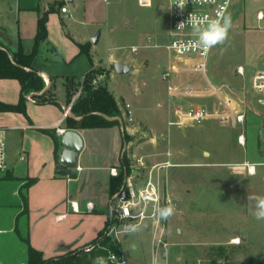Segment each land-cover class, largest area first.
I'll list each match as a JSON object with an SVG mask.
<instances>
[{
    "label": "crops",
    "instance_id": "0c3cea01",
    "mask_svg": "<svg viewBox=\"0 0 264 264\" xmlns=\"http://www.w3.org/2000/svg\"><path fill=\"white\" fill-rule=\"evenodd\" d=\"M83 1L84 8L78 13ZM49 2L51 0H0V45L12 52L21 45L25 52H31L38 29L39 10H47ZM63 5H67L68 12L63 13L61 8L50 12L48 36L41 42L33 61V66L47 86L53 77L54 92L61 104L38 103L29 95L26 114L15 110H0V133L6 138L9 151V169L6 174L0 175V264H28L29 245L40 250L44 257H53L82 248L96 239L105 227L112 207V168L119 170L124 150L133 165L137 166V157H133L131 145L136 132L142 129L141 124H147L148 121L156 134V138L148 142L151 141L149 144L157 148L155 146L161 142L160 138L168 135L164 125H168L170 109L176 104L175 101H169L165 87L157 95V106L147 108L153 109L150 110L152 114L147 116L133 100L128 99V94H117L109 88L118 100L122 114L127 111L126 103L131 105L134 120L129 123L125 120L129 142L123 145L120 125L74 129L83 140L76 172L70 174V168H60L62 134L68 129L64 116L67 98L65 77L81 79L96 65L113 64L108 77L109 84L118 73L115 63L122 60L131 67L128 74L133 80L132 91L137 96L145 93L140 83L142 66L138 57L131 56V53H127V58L116 57L117 46L108 47L109 53L105 59L96 57L97 45L104 32L98 10L102 2L74 0L68 3L64 0ZM226 16H231L233 27L242 37L243 56L249 66L240 65L252 72L264 68L261 64L264 56V0H233L232 9H229ZM93 28H100L97 43L92 42ZM88 41L92 42L90 51L93 66L89 57L80 52L78 45ZM60 84L63 86L62 95L57 92ZM20 93L21 84L17 78H0V102L17 104ZM159 128L162 130L158 132ZM168 139L170 142L169 135ZM168 147L169 144L166 150L160 151L161 155H168L161 161L168 158L171 160ZM138 157L144 158L141 155ZM139 173L137 168H133L131 175ZM142 224L146 227L139 232V236H144L146 247L140 239L135 243L137 251L148 256L147 261L144 260L145 264H153L154 257L157 264H177L182 260L196 258L198 247L187 241L180 244L178 237L164 255H159L160 250L153 252L149 223ZM171 228L168 225V235L174 238ZM122 233L118 234L117 239L121 244L122 256L129 264L131 259L127 256ZM177 234L182 237L185 232L178 229ZM134 260H137L136 255Z\"/></svg>",
    "mask_w": 264,
    "mask_h": 264
},
{
    "label": "rangeland",
    "instance_id": "374dc122",
    "mask_svg": "<svg viewBox=\"0 0 264 264\" xmlns=\"http://www.w3.org/2000/svg\"><path fill=\"white\" fill-rule=\"evenodd\" d=\"M58 1L64 0H51L49 6ZM100 1L102 6L98 10L104 32L97 45L96 57L105 59L110 46H117L116 57L127 58V53L138 57L142 66L140 83L145 93L137 96L132 91L133 80L130 79V73H116L108 84L113 64L94 67L109 71L108 75H96L97 83H107L117 94H128V99L133 100L141 112L149 116L153 109L147 108L157 106V95L166 87L162 72L168 57L164 45L169 38L170 0H153L151 5L141 0ZM232 6L233 2L230 10ZM83 8L84 1L79 5L78 13ZM99 31L100 28H93L94 36ZM88 43L92 46L91 41ZM154 43L160 45L155 46ZM241 43L242 37L232 24L227 40L212 49L209 75L216 84L225 83L240 93L245 90L247 113L244 124H233L216 117L185 126H168L166 123L164 129L170 142L166 135V138H160L161 142L154 148L149 144L151 141H148L156 138V134L148 121L147 124H141L142 129L136 132L131 145L135 155L133 157L144 156L148 166L156 162L160 164L154 169V173L160 178L161 191L163 195L169 191L176 199L177 209L174 215L164 220L161 228L167 247L158 241L161 230L148 222L153 252L160 250L159 255H164L176 237L180 239V244L187 241L198 247L196 258L182 260L177 264H264V221L254 218V202L247 198L249 194L264 196V103L258 101L251 89L252 76L256 70L252 72L247 69L245 75L236 73L238 65L249 66L248 60L243 56ZM133 44L138 46L137 51L131 50ZM261 64L264 66V56ZM173 80L192 82L196 88H207L204 79L196 73L175 75ZM79 90H82V85L73 98ZM57 92L58 95L63 94L61 84ZM215 99L187 97L183 104L189 106L191 101L210 105ZM122 115L124 121L129 123L127 111ZM160 130L162 129H157L158 132ZM242 132L246 135L245 145L238 141ZM168 144L171 160L168 158L166 161L170 160L171 164L161 161L168 157L167 154H160ZM129 159L131 167L140 171L132 177L137 187L140 179L148 173V168L134 166L130 157ZM250 164L256 165L255 175L248 172ZM168 225L172 227L174 238L168 235ZM178 229H182L185 235L179 237ZM143 237L139 233L121 234L127 256L131 259L129 264H145L147 261L146 253L130 248L136 246L135 242L139 239L146 247ZM135 255L137 260H134Z\"/></svg>",
    "mask_w": 264,
    "mask_h": 264
},
{
    "label": "built area",
    "instance_id": "2783aa9c",
    "mask_svg": "<svg viewBox=\"0 0 264 264\" xmlns=\"http://www.w3.org/2000/svg\"><path fill=\"white\" fill-rule=\"evenodd\" d=\"M148 5L152 4L153 0H141ZM233 0H215V2H198L194 3L193 0H187V3L183 9H180L176 5V0H170V19H169V38L164 45L168 51V63L162 72V78L166 82L167 96L170 102L175 101L176 104L170 109L168 125L185 126L188 124L200 123L211 117H216L219 120H229L233 124H244L247 113V101L246 92L242 90L241 93L236 91L232 87L225 83L216 84L212 81L209 75V67L211 60L212 49L205 52L202 48H193L190 42H195L197 39L196 34L192 28L185 26L178 28V25L182 21H186L190 14L196 16H207L210 19H217V13L223 12V15H227ZM61 11L68 12L67 5L61 7ZM148 40H150L148 38ZM149 44V43H148ZM155 46L160 44L154 43ZM138 46L132 45L131 50L137 51ZM244 65H238L236 73L239 75H245ZM196 73L201 75L204 79L207 88H196L192 82H180L174 81L175 75ZM103 76V74H98ZM94 84H97V78L93 80ZM251 89L255 92V96L258 101L264 103V68L259 69L253 74L251 80ZM81 93L79 90L76 96L72 99L71 103L64 106V116L68 115L73 101ZM211 97L216 98L210 105L197 104L189 102V106H185L183 102L187 97ZM30 98H33L30 96ZM34 99V98H33ZM127 119L129 122L134 120L133 111L131 105L126 103ZM240 144H246L245 132H242L238 136ZM0 146L3 151H0V175L6 174L9 169V151L6 138L0 133ZM168 154L171 153L168 151ZM137 167L148 168L146 176L139 181L136 187L132 181V177L128 176L121 186L120 190L114 195V203L111 209L115 211V217L117 221L110 227L108 234L117 238L118 234L123 231L121 226L128 223H143L151 222L155 225L156 229H160L159 242L165 247L168 245L163 240V221H157L153 216V206L158 204L159 206H166L171 204L176 208V199L167 191L164 195L160 187V178L154 173V169L160 164H154L148 166L146 161L142 157L136 158ZM168 164L170 160L166 161ZM113 175H117L119 170L112 168ZM150 195L153 197V201L148 204H144L141 201L143 197ZM127 208V212H125ZM101 246L99 242H90L84 246V249L88 248L90 251L96 247ZM89 251V252H90ZM114 256L115 260L111 257ZM108 258L114 264H128V260L122 255L119 256L114 252H110Z\"/></svg>",
    "mask_w": 264,
    "mask_h": 264
},
{
    "label": "trees",
    "instance_id": "16d2710c",
    "mask_svg": "<svg viewBox=\"0 0 264 264\" xmlns=\"http://www.w3.org/2000/svg\"><path fill=\"white\" fill-rule=\"evenodd\" d=\"M63 4L64 1H58L52 3L45 11L39 10L38 29L31 52H25L21 45L13 52L9 48L0 45V78H17L21 84L18 103L6 104L0 102V110H15L26 114V101L29 95L38 103L61 104L54 92L55 82L53 77L47 86L44 78L33 66V61L39 52L41 42L48 36L47 22L50 12L56 11L58 7L61 8ZM78 45L80 52L85 53L89 57L91 66H93L90 51L91 45L88 42L79 43ZM101 73L108 75L109 71L92 67L81 79H76L74 76L65 77L67 91L65 106L71 102L73 95L79 86L82 85L81 93L73 101L70 108L76 117L68 114L65 118V125L68 129L120 125L122 127L123 145H125L129 142L130 135L126 131V124L118 100L109 89L107 83H93L96 75ZM49 132L52 133V131ZM132 172L133 167H131L129 156L126 150H124L120 159L119 172L112 177L110 183L111 204L114 203V195L120 190L126 178ZM115 221H117L115 211L111 209L105 227L101 230L99 236L91 241L99 242L101 246L96 247L90 252H85L83 246L82 248L58 256L44 257L40 250L29 245L28 264H93V260L98 256L104 257L107 264H114L108 258L109 253L114 252L119 256L122 255L119 240L108 234L110 227Z\"/></svg>",
    "mask_w": 264,
    "mask_h": 264
},
{
    "label": "clouds",
    "instance_id": "9594fccd",
    "mask_svg": "<svg viewBox=\"0 0 264 264\" xmlns=\"http://www.w3.org/2000/svg\"><path fill=\"white\" fill-rule=\"evenodd\" d=\"M194 3L198 2H209V0H193ZM211 2H215V0H211ZM187 3V0H176V5L179 6L180 9H183ZM217 19H210L207 16H196L194 14H190L189 18L186 21H182L178 28H183L185 26H189L192 28L193 32L196 34L197 39L195 42H190L193 48H202L205 52H207L212 47L223 44L229 34V30L232 26V21L230 16L223 15V12L217 13ZM0 151H3L2 146H0ZM2 159V158H0ZM256 165L250 164L248 165V172L251 175H255ZM248 200L254 202V211L253 216L257 221H264V196L262 195H248ZM153 201V197L150 195H146L143 197L141 201L144 204H148ZM111 211V209H110ZM125 212H127V208H125ZM175 208L173 205L168 204L166 206H159L158 204H154L153 206V216L159 222L161 220H168L170 217L174 215ZM146 225L137 222V223H129L123 226V232L128 235H135L145 228ZM132 250H136V246H132ZM85 252H89L90 249H84ZM115 260V257H111ZM93 264H107L106 260L102 256H98L93 260ZM153 264H157L156 257L153 258Z\"/></svg>",
    "mask_w": 264,
    "mask_h": 264
},
{
    "label": "water",
    "instance_id": "95a60500",
    "mask_svg": "<svg viewBox=\"0 0 264 264\" xmlns=\"http://www.w3.org/2000/svg\"><path fill=\"white\" fill-rule=\"evenodd\" d=\"M68 3H73L74 0H66ZM101 32L92 38L93 43H97L100 38ZM115 67L118 73L125 74L131 70V67L119 60L115 63ZM30 98V97H29ZM68 114L72 117H76L75 113L69 110ZM108 117V116H107ZM120 118V117H117ZM62 147L63 154L61 158L60 168H70L69 173L74 174L76 172L78 154L83 147V140L80 134L74 129H66L62 134ZM245 239V236H243Z\"/></svg>",
    "mask_w": 264,
    "mask_h": 264
}]
</instances>
